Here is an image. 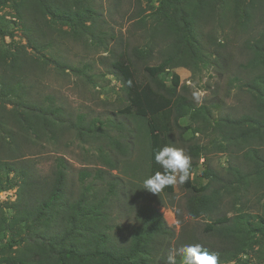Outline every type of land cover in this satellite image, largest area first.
Instances as JSON below:
<instances>
[{"label": "trees", "instance_id": "1", "mask_svg": "<svg viewBox=\"0 0 264 264\" xmlns=\"http://www.w3.org/2000/svg\"><path fill=\"white\" fill-rule=\"evenodd\" d=\"M148 1L158 3L151 8L150 17L157 20L155 27L163 39L172 42L158 65L144 68L151 83L141 81L132 57L152 58L153 42L129 53L121 51L114 55L112 52L113 74L122 82L128 101L119 113L130 116L139 125L138 138L145 161L155 166V170L145 172L146 178L163 171L155 163L154 152L172 145V135L183 119L202 121V126L189 127L187 131L196 134L211 127L222 138L218 143L221 150L233 146L242 152V163L228 168V183L217 189L213 184L226 179L208 168L200 174L207 182H194L193 175L207 148L193 147L190 175L183 184L189 191L188 215L192 219L209 218L206 233L221 243L218 248L210 244L201 246L218 254V264H252L247 256L258 244L256 238L264 237V211L252 214L243 207L249 202L252 187L258 191L264 189V32L250 46L252 56L247 66L255 72L246 85L253 98L252 115L214 119L209 108L196 107L178 94L180 76L174 70L205 63L204 47L197 31L200 22L208 23L218 16L234 26L248 28L254 14L264 10V0ZM5 8L13 9L14 17L27 35L29 45L35 46L36 53H39L37 46L41 49L52 46L51 41L39 44L40 37H45L47 32L104 45L102 37L95 32L99 33L101 22L93 0H0V153L6 150L10 153L0 157V194L9 191L16 194L14 201H0V264H166L169 250L163 247V241L171 231L163 214L153 204L146 203L134 210L136 225L130 241L120 246L108 233V198L90 199L89 188L76 201L67 199L68 167L64 159H57L50 180L36 178L34 171L17 159L19 138L29 142L41 136L53 138L61 127L71 129V125L62 124L59 107L53 104L41 107L31 102L24 75L31 63H37V58L28 54L25 46L4 45L6 37H13L10 27L15 24L2 14ZM147 19L144 15L141 22L147 23ZM153 31L152 39L155 38ZM56 65L58 69L64 68L59 63ZM162 75L171 76L172 87L164 85ZM7 105L13 108L4 113ZM82 123L80 119L74 129L80 132ZM95 128L98 129L96 123L85 130L93 132ZM110 144L119 143L110 137ZM102 158L106 166L115 168L111 161ZM103 173L99 171L97 178H102ZM88 176L90 173L82 172L81 180ZM234 185L241 189L243 197L235 195L230 204L233 213L229 215L230 212H223L224 200L234 193ZM174 188L165 187L158 194L173 195ZM176 257L179 264V252Z\"/></svg>", "mask_w": 264, "mask_h": 264}, {"label": "rangeland", "instance_id": "2", "mask_svg": "<svg viewBox=\"0 0 264 264\" xmlns=\"http://www.w3.org/2000/svg\"><path fill=\"white\" fill-rule=\"evenodd\" d=\"M93 3L101 22L99 33L95 32L102 37L104 45L92 44L86 39L73 40L69 36L58 37L47 32L45 37H40L39 44L51 41L52 46L43 49L37 46L39 53H36L34 45H29L13 9L5 8L2 12L8 20L15 22L10 27L13 37H6L4 45L25 46L28 54L37 58V63H31L24 75L31 102H37L41 107L45 104L59 107L62 110V124L71 125V129L61 127L53 138L41 136L33 142L19 138L18 148L14 147L18 151L17 159L23 160L21 162L34 171L35 177L42 180H50L57 159H64L68 167L67 199L76 201L89 188L91 190L87 195L90 199L99 201L108 198L110 203L106 209V223L108 233L117 245L122 246L130 241L136 225L134 210L150 203L160 210L171 231V235L163 241V247L169 253L176 255L183 246L193 244L220 247L221 243L206 233L210 219H192L188 215L186 200L189 191L183 183L174 185L173 195L152 193L143 188L146 171L155 170V166H149L145 161V152L138 138V123L130 116L119 113L128 101L122 82L113 74L112 52L114 55L121 51L129 53L134 48L142 49L150 41L153 42L152 58L137 60L132 57L141 81L151 83L144 68L158 65L168 51L169 42H172L171 39H163L155 27L158 26L157 20L150 17L151 8L158 6V3L149 4L148 0H93ZM144 15L148 16L147 23L141 22ZM152 31L154 39L151 38ZM197 31L204 47L205 63L174 70L180 76L178 94L196 107L209 108L214 119H238L252 115L255 108L246 85L255 72L247 66L252 56L250 46L264 32V10L254 14L248 28L234 26L216 16L208 23L200 22ZM55 62L64 68L58 69ZM160 79L166 87H172L170 75H162ZM194 93H200L199 99L194 97ZM12 108L13 105H7L4 113ZM80 119L83 120V129L78 132L73 126ZM94 123L98 129L95 128L93 132L85 130ZM199 126H202V121L183 119L172 135V144L183 148L191 159L193 147L205 146L207 151L193 175L194 182L205 184L207 180H203L200 174L208 168L223 180L226 179L213 184L214 188L222 189L230 178L228 168L240 164L242 152L233 146L221 150L218 143L222 138L211 127H205L196 134L192 130L187 131L189 127L196 129ZM110 137L119 144L111 145ZM9 154L6 150L2 155L0 153V157ZM102 157L111 161L115 168L106 166ZM99 171L104 172L102 178H97ZM82 172L90 173L83 181ZM232 189L235 194H229L224 200L223 212H230L229 215L233 213L230 204L235 195L243 197L237 185ZM1 195L4 202L16 198L15 191L9 196ZM248 198L249 202L243 208L252 214H262L264 189L258 191L252 187ZM256 239L258 244L247 258L252 264H264V237L258 236Z\"/></svg>", "mask_w": 264, "mask_h": 264}, {"label": "clouds", "instance_id": "3", "mask_svg": "<svg viewBox=\"0 0 264 264\" xmlns=\"http://www.w3.org/2000/svg\"><path fill=\"white\" fill-rule=\"evenodd\" d=\"M199 99L200 93L193 94ZM155 163L163 169L156 171L143 181V188L159 193L165 187L174 186L177 182L184 183L189 178L191 157L185 153L183 148L174 144L158 148L154 152ZM181 259L179 264H218L219 256L215 252H209L200 244L185 245L179 249ZM166 264H178L177 257L169 253Z\"/></svg>", "mask_w": 264, "mask_h": 264}, {"label": "built area", "instance_id": "4", "mask_svg": "<svg viewBox=\"0 0 264 264\" xmlns=\"http://www.w3.org/2000/svg\"><path fill=\"white\" fill-rule=\"evenodd\" d=\"M10 193H12V191H9V192H3L4 195H7L9 196ZM2 194V193H1ZM0 194V197H2V195ZM0 201L2 202L3 200L0 198Z\"/></svg>", "mask_w": 264, "mask_h": 264}]
</instances>
